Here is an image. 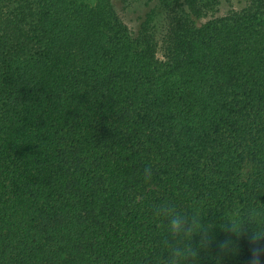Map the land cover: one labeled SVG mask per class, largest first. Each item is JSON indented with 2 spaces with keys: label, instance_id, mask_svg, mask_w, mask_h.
Listing matches in <instances>:
<instances>
[{
  "label": "trees",
  "instance_id": "trees-1",
  "mask_svg": "<svg viewBox=\"0 0 264 264\" xmlns=\"http://www.w3.org/2000/svg\"><path fill=\"white\" fill-rule=\"evenodd\" d=\"M119 9L0 0V264H162L164 201L264 225V0Z\"/></svg>",
  "mask_w": 264,
  "mask_h": 264
},
{
  "label": "clouds",
  "instance_id": "clouds-1",
  "mask_svg": "<svg viewBox=\"0 0 264 264\" xmlns=\"http://www.w3.org/2000/svg\"><path fill=\"white\" fill-rule=\"evenodd\" d=\"M150 179V173L145 181ZM153 215L164 221L162 231L166 238L161 244L162 264H201L202 254L213 247L216 250V264H223L224 257L239 247L242 232H248V241L252 248L249 264H264V247H255L264 240V225L245 228L244 220L238 214L228 218L221 226L223 238L218 239L213 233V225L204 223L198 213L185 214L170 202H161L154 207ZM253 219L256 216L251 215ZM195 239V243L193 242ZM166 253V259L163 254Z\"/></svg>",
  "mask_w": 264,
  "mask_h": 264
},
{
  "label": "rangeland",
  "instance_id": "rangeland-1",
  "mask_svg": "<svg viewBox=\"0 0 264 264\" xmlns=\"http://www.w3.org/2000/svg\"><path fill=\"white\" fill-rule=\"evenodd\" d=\"M114 3L115 5L117 6L118 8V11H120L119 7H120V0H114ZM125 19V23L128 24L130 27H134L135 26V23L134 21H132L129 17H124Z\"/></svg>",
  "mask_w": 264,
  "mask_h": 264
}]
</instances>
